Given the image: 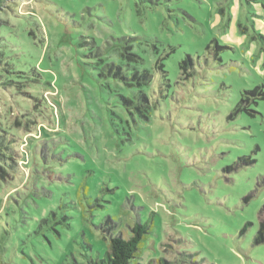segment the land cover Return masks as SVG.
Listing matches in <instances>:
<instances>
[{"label":"rangeland","instance_id":"obj_1","mask_svg":"<svg viewBox=\"0 0 264 264\" xmlns=\"http://www.w3.org/2000/svg\"><path fill=\"white\" fill-rule=\"evenodd\" d=\"M0 34L31 82L0 264H100L135 225L130 264H264V0H6Z\"/></svg>","mask_w":264,"mask_h":264},{"label":"trees","instance_id":"obj_2","mask_svg":"<svg viewBox=\"0 0 264 264\" xmlns=\"http://www.w3.org/2000/svg\"><path fill=\"white\" fill-rule=\"evenodd\" d=\"M6 0H0V8L4 4ZM0 34V41L3 40ZM185 65V63H182ZM181 65V66H182ZM24 73L17 71L15 69H11L10 65L6 63L3 58V52L0 50V99L4 98L2 92H11V90L17 91L20 89L19 86H23L24 83L29 84L31 82L27 81L24 77H21ZM29 74V73H28ZM13 94V93H12ZM27 93L25 92V95ZM246 95L248 96L246 100L251 98L258 97V100L261 99V96L264 95V92L260 91L259 87L254 88L252 91L247 92ZM29 96V95H28ZM30 98L37 99L32 94ZM38 100V99H37ZM39 103V102H38ZM240 105V104H239ZM37 108V107H35ZM27 111V110H26ZM26 111L19 110V119L23 122L25 127L31 124L30 118L31 116L26 113ZM32 119V118H31ZM18 120V122H20ZM12 127L8 124H4L0 120V180L5 181L9 179V173L17 174L19 172L18 168L16 167V163H14V157L18 156V152L12 147V144H17L16 142L19 141L18 134L14 133ZM10 173V174H11ZM146 233V228L141 225H135L131 229V236L127 239H123L120 237H112L109 242V249L105 255L103 261L100 264H130L131 261L135 257V253L138 250L139 244L143 238V235Z\"/></svg>","mask_w":264,"mask_h":264}]
</instances>
